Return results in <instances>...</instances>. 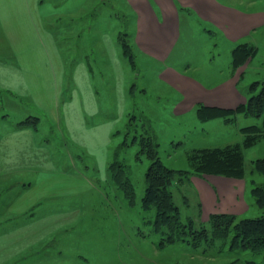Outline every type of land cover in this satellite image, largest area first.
I'll return each mask as SVG.
<instances>
[{"label": "crops", "instance_id": "1", "mask_svg": "<svg viewBox=\"0 0 264 264\" xmlns=\"http://www.w3.org/2000/svg\"><path fill=\"white\" fill-rule=\"evenodd\" d=\"M57 1L0 0V119L6 116L9 104L22 108L19 122L29 116L37 117L35 127L7 125L6 120L0 124V193L14 186L21 188L8 210L14 218L28 215L27 218L32 219L9 232V250L0 244V264H8L11 258L31 255L28 251L39 242L79 221L81 203L73 201V204L70 202L71 205L60 208L63 202L47 200L82 196L92 188V180L86 172L98 168L103 171L115 157L111 148H114L112 142L119 114L113 118L109 113L114 107L119 113L121 103L123 114L128 103L126 92L118 86L120 72L127 62L125 57H128L119 44V31L106 32L103 26L94 24L78 25V12L88 8L89 2L97 0H63L61 4ZM233 1L125 0L127 13L132 18L130 38L143 56L162 64L157 79L161 86L164 83L180 97L173 104L179 115L193 109L197 113L199 104L236 108L252 95L242 94L238 89L239 69L236 70L233 60L232 75L210 86L168 63L182 34L183 13L197 17L201 23L221 33L232 46L243 43V39L250 38L253 32L264 26V9L241 5L251 6L261 0H238L240 5L232 4ZM116 6L119 7V3ZM61 17L68 18V24L59 28L74 29L75 35L79 36L77 40H80L78 48L86 47L82 39L88 41L95 37L102 43L101 54L103 50L106 52L102 56L89 57V63L84 55L83 58L72 56V42H69L67 55H70L69 59L73 58L71 64L76 65L71 75L65 73L63 56L57 49V32L52 28L56 26L52 22ZM72 20L76 22L72 24ZM93 28L98 33L93 34ZM5 40L10 43L7 49L3 45ZM9 46L12 50L8 49ZM96 50L91 47L92 52L96 53ZM102 61L107 65L106 74L101 67ZM40 65L45 67V72ZM109 73L117 80L113 86L116 97L113 107L105 98L103 84ZM41 110H46L52 117L45 129L40 127L46 121L37 116ZM57 129L62 136L60 139L53 137ZM190 181L192 187L189 188L200 207L201 217H194L197 224H208L212 213L227 212L239 216L249 210L244 200L246 180L205 175L193 176ZM39 208H42L41 213L37 211ZM138 232L144 235L141 228ZM171 245L180 247L175 250L182 251V261L189 255L192 259L195 255L201 256L200 248L179 242ZM206 249L203 248L202 253H207ZM182 261L176 257L175 264H183Z\"/></svg>", "mask_w": 264, "mask_h": 264}, {"label": "rangeland", "instance_id": "2", "mask_svg": "<svg viewBox=\"0 0 264 264\" xmlns=\"http://www.w3.org/2000/svg\"><path fill=\"white\" fill-rule=\"evenodd\" d=\"M61 3H63V0L57 1V4ZM116 3H119V7L116 6ZM232 4L240 5V2L235 0ZM241 5L249 9H264V0L251 6L248 4ZM123 8H126V10ZM127 10L125 0H97L89 2V7L79 11L77 18L75 17L79 26L94 24V26H103V30L105 29L106 32L119 31V35L127 33L129 43L133 48L136 66H132L128 57H125L127 62L124 64L125 68L120 72L118 82L119 89L124 90L127 95L126 110L122 114L123 108L120 103L121 110L119 113L115 112V107L114 111L109 113L113 118L119 114L112 142L114 148H111L115 157L110 160L107 168L103 171L98 168L86 172L88 178L92 180V188L82 196L47 200V202H63L64 204H60V208L73 204V201L81 203V218L79 221L64 226L57 230L50 239L39 242L33 249L28 251L31 255L11 258L8 264H175L176 257L182 261V251L178 250L180 247H175L170 243H161L162 235L155 230L153 224L155 209H144L142 205L146 187L145 174L151 161L144 153H140V157H137L141 145L139 139L133 142L134 136L142 133L143 129H148V132L160 142L159 155L161 160L168 167L189 170L193 168L188 159V153L192 149L224 146L229 143L240 142L244 137L242 127L253 124L263 125L262 117L246 116L244 114H239L232 122L225 121L223 117L200 120L195 109L182 115L177 114L174 111L173 104L180 97L164 83L163 86L160 85L157 74L161 71L162 64L149 60L134 46L130 38V33L133 31L132 18ZM74 22L76 21L72 20V24ZM52 24L56 25L52 28L56 29L57 32V49L63 56L66 74H74L76 67V65L71 64L73 58L69 59L68 56L70 55H67L69 53V42H72L70 52L74 58H83L84 55L90 63L89 57L95 58L96 56L105 55V50L101 54V41L97 42L95 37L86 41L82 39L83 35L81 42L86 47L84 49L78 48L80 40H77L79 36L75 35L74 29L59 28L62 24H68V18L61 17ZM93 31V34L98 33L96 28H93ZM181 31V37L168 61L170 65L199 79L208 86L232 75L234 71V66L232 67V50L236 45L232 46L221 33L207 27L197 17L191 16L187 12L182 15ZM88 32L89 28L87 34ZM249 40L251 42L248 43L256 48V52L247 59L245 64L236 68V70L239 69L238 89L242 94L257 93L259 88L252 91L251 85L255 81L264 79V26L253 32L250 38L242 41L245 43ZM7 41L3 42L5 48L10 44ZM75 42L76 45L74 46ZM27 43L30 46L32 45L31 42ZM119 44L122 48L120 39ZM91 47L97 49L96 53L91 51ZM8 49L12 50L11 46ZM76 53L78 54L76 55ZM101 67L106 74L108 70L105 61H102ZM40 69H44L43 72H45V67L43 68L40 65ZM116 83L117 80L112 77V74L105 75L103 82L105 98L112 107L115 106L116 97L113 86L115 87ZM132 88L133 90H131ZM110 94L112 96H108ZM21 109L19 105L9 104L6 116H4V119H0V124L6 120L7 125H17L20 121ZM34 113H36L35 110ZM37 116L46 121L43 122L40 128L45 129L46 124L49 127L52 118L49 112L41 110L37 113ZM53 137L57 139L62 137L58 129ZM125 140L128 141L129 145L124 144ZM53 141L54 138H52ZM257 144L245 150L247 190L244 194V200L249 210L237 216V220L258 217L263 211L256 204L251 191L253 187L252 179L256 183H264L263 175L258 172L254 174L250 172L252 161L257 157H264V138ZM63 154H66V152ZM115 160L125 164L123 167L125 172H121L122 179L129 178L133 184V201H131L130 195L128 196L125 187L121 184L120 176H112L110 165ZM117 174H119V171H117ZM186 181H176L171 187L174 192L175 203L180 207L184 221L191 217H201L199 214L200 207L194 200V194L189 188L192 187L191 181L189 184H186ZM20 189H16L14 186L0 193V244L7 246L8 250L11 248L9 232L32 220L27 218L28 215L18 219L14 218L8 210L9 204L19 195L18 191ZM37 211L41 213L42 208ZM206 225L209 226L210 224ZM139 228L144 231L143 236L138 232ZM232 237L233 233L226 240L216 241L215 244L206 249L207 253H202L203 248H200L201 256L195 255V259L190 258V255L186 256L183 258L182 263L230 264L236 259L241 262L247 260L264 262L263 252L232 249L230 247ZM187 247L188 250H194L192 247ZM187 247L184 246V248ZM175 248H178L177 251Z\"/></svg>", "mask_w": 264, "mask_h": 264}, {"label": "trees", "instance_id": "3", "mask_svg": "<svg viewBox=\"0 0 264 264\" xmlns=\"http://www.w3.org/2000/svg\"><path fill=\"white\" fill-rule=\"evenodd\" d=\"M124 52L128 55L133 66H136L132 47L126 33L120 35ZM256 48L249 43L238 44L232 51L235 68L245 64L252 57ZM258 90L247 98V101L236 108H223L219 106H207L199 104L197 116L200 120H210L223 117L225 121L232 122L239 114L263 118V125L253 124L242 128L244 138L240 142L229 143L224 146L194 148L188 153V159L192 163V169H174L168 167L160 158L159 146L155 137L148 129L135 135L133 142L139 139L141 149L137 153H144L151 163L145 174V193L142 199L144 209H155V230L162 235V244L182 243L193 248H208L218 240H226L231 233L232 249L251 250L264 254V183H256L252 179L251 189L256 204L263 210L262 214L253 218L237 220V215L227 212L212 213L209 218V226L197 224L194 218L187 221L182 219L180 207L175 203L174 192L171 187L174 182L186 181L190 183L193 175L203 176L222 175L234 178H247L245 150L256 145L264 138V79L252 83L251 89ZM135 117V116H133ZM37 117L29 116L18 125L21 127H35ZM124 144L129 145L125 140ZM124 163L114 161L111 163L112 176H120L121 184L133 201V184L129 178L122 179V171L125 172ZM119 171V174H117ZM251 174L258 172L264 176V157L252 161ZM178 176V177H177ZM177 178V179H176ZM176 180V181H175ZM247 182V180H246ZM230 264H264L254 260L241 262L239 259Z\"/></svg>", "mask_w": 264, "mask_h": 264}]
</instances>
